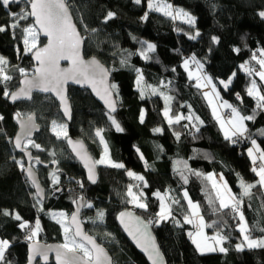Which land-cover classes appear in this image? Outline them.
<instances>
[{
    "label": "trees",
    "instance_id": "obj_1",
    "mask_svg": "<svg viewBox=\"0 0 264 264\" xmlns=\"http://www.w3.org/2000/svg\"><path fill=\"white\" fill-rule=\"evenodd\" d=\"M65 1L84 37L85 56L96 57L110 71L119 105V111L113 117L123 131H116L108 113L85 89L69 90L73 106L71 125L64 121L58 103L50 96L35 94L31 102L10 105L8 96L24 77L19 70L31 74L32 52L25 49L22 27L33 23L29 17L19 21L21 27L0 32V57L6 61L0 64L3 69L0 72V116L3 117L0 120V211L10 213L7 216L0 214V238L10 242L8 256L12 264H27L28 246L32 242L26 239L37 223L40 242L62 244L61 225L54 217L63 213L69 219L72 203L81 196H88L94 206L84 209L85 226L106 247L114 264H149L120 228L119 215L128 209L151 221L166 264H264V248L237 249L243 241L238 218L232 219L231 214L222 217L212 214L211 207L218 208L212 182L188 175V182L184 183L178 174V170L186 175L192 170L204 176L222 174L238 197L242 191L241 177L246 183H255L259 179L252 171L253 162L248 155V149L253 145L241 144L238 136L226 139L220 120L230 127L228 121L232 112L228 107L230 113L225 114V104L236 108L242 116L253 115L254 120H245L248 127L245 134L250 142L256 139L264 152V135L260 134L264 130V114H255L259 101L248 95L253 80L259 92L264 94V81L241 69L246 64L259 69L252 57L264 50V18L259 15L264 11V0H165L194 18L192 25L149 9L148 4L153 0H141L140 4L134 0ZM22 8L29 11V6L24 4H10L8 9L0 6V25L12 24L9 13L19 12ZM108 12L115 15L105 23ZM197 32L198 36L195 35ZM192 36L195 38L190 39ZM213 37L219 42L213 41ZM44 42L39 38L38 47ZM148 44L154 45V49L148 50ZM193 58L200 62L201 70L213 81L215 92L196 86L200 75L197 76L199 79L190 77L189 73L197 68ZM125 59L127 63H122ZM185 60L190 62L187 69ZM4 76L10 79L4 80ZM137 80L142 83L137 84ZM229 80L231 84L227 88L220 83ZM153 89H156L155 93ZM164 96L172 97L168 105ZM166 108L169 109L168 117L164 115ZM17 113L23 117L35 114L41 126V132L34 140L41 149L29 145L28 150L45 163H57L55 175L59 183L49 178L52 170L37 168L45 187L48 189L50 183L55 189L52 198L42 205L37 203L31 184L13 160V157L25 160L12 146L17 131ZM190 113L192 121L184 119L169 125V118L174 120L177 115ZM53 121L67 124L68 138H83L96 160L101 158V146L93 141V137L97 138L96 131L102 130L112 160L123 164L124 168L100 165L97 182L90 183L82 165L71 156L67 139L59 140L52 133ZM185 124H188L187 128ZM157 128L162 131L156 132ZM175 133H179V138ZM234 140L238 142L233 143ZM67 155L69 159H64ZM129 171L134 173L132 177L128 176ZM135 176H142L143 181L136 180ZM60 186L63 191L56 195ZM129 188L137 195L143 193L141 200L147 204L146 210L133 208L129 202ZM185 191L187 198L183 195ZM157 193L163 199H159ZM188 199L199 204L206 224L218 218L227 221L222 225V234L228 236L223 243L226 253L202 254L192 243L188 233H193L194 227L184 223V216L191 214ZM209 199L214 200L212 206ZM173 200L179 203L173 204ZM242 200L241 210L252 236L264 237V189L256 184L250 189V195L243 196ZM161 205L171 208L174 219L155 222ZM98 211L105 214L103 222L92 223ZM220 211L228 213V210ZM15 214H19L21 221L13 218ZM20 223H26L28 227L22 229L18 226ZM207 228L210 234L217 231Z\"/></svg>",
    "mask_w": 264,
    "mask_h": 264
},
{
    "label": "snow or ice",
    "instance_id": "obj_2",
    "mask_svg": "<svg viewBox=\"0 0 264 264\" xmlns=\"http://www.w3.org/2000/svg\"><path fill=\"white\" fill-rule=\"evenodd\" d=\"M136 4H140L141 0H134ZM24 4L30 6V11L25 9H21L19 12L12 13L10 12L9 15L11 16L13 23L8 26L0 25V32L6 30H12L17 27H21L19 21L27 20L29 17H34L35 23L34 25H29L22 27V33L24 34L23 44L25 45V49L27 52H32L34 59L37 62V67L34 73L29 77V74L24 69H20L19 71L24 76V80L22 81L23 87H21L16 93L11 94L10 99L15 102L18 99H31V93L35 91L43 92V93H54L64 105L65 115L70 118V110L67 105V100L64 95L65 85L72 81L77 84H89L91 85L94 90L97 84L103 85L108 77L109 70L105 67L101 66L99 62L96 60H92L90 62H84L81 59V45L83 38L81 37L80 33L77 31L76 25L72 22L71 15L69 13V8L65 3V0H0V6L5 9L9 8L10 4ZM149 9H153L156 11L163 10L165 15H171V5L167 3H157L153 5L152 3L148 4ZM179 15H183L186 18V21L189 24H194V18L188 16L187 13L180 11L178 12ZM115 13L108 12L104 22L106 23L107 20L112 19ZM259 15L264 18V11H261ZM147 19V15L144 17ZM175 18V17H173ZM94 31V30H93ZM43 35L47 38V43L43 47H38V38L40 35ZM196 36L199 35L197 32ZM195 36L190 37V39H194ZM213 41L219 42L218 38L213 37ZM148 50H153L154 45L148 44ZM35 49V51H33ZM235 51H239V49H235ZM253 60H256L259 64V69L249 68L246 65H242L241 67L245 68L248 74L251 76L256 74L259 76L261 81H264V50L261 51L260 58L258 59L255 55L252 57ZM67 60L70 62L71 66L67 68L60 67V61ZM122 63H127V60L121 61ZM192 62L196 63L197 68H201L202 65L199 61H196L193 58ZM6 63L3 57H0V64ZM189 61H184V67L187 69L189 67ZM3 69L0 68V72ZM174 71V69H173ZM191 76L192 74L189 73ZM4 80L10 79L8 76L3 77ZM196 79H199L196 77ZM140 81L137 80V84ZM207 83L210 84L211 79L207 80ZM220 83L227 88L229 84H231V80L224 82L220 81ZM198 88L201 87L199 83L196 85ZM206 86V85H205ZM109 88L115 89L116 85L112 84L109 85ZM212 90L215 92V85H212ZM153 93L156 92V89L152 90ZM106 94H108V89L105 90ZM99 95V92H97ZM8 95V93H5ZM143 95V94H142ZM207 95V94H205ZM218 95V93H217ZM248 95L254 96L259 103L257 106L259 108H264V94H261L257 89V83L255 80L251 81V87L248 88ZM101 99H105L103 96ZM166 100H172L171 96H166ZM211 103V101H209ZM105 104L107 105L109 112L108 118L111 121V125H113L118 132H122L123 129L121 128L120 124L117 120L111 115L116 111L115 102L109 99H105ZM225 107L231 108L232 115L229 118V123L235 129L231 135H229V131L225 130L224 135L225 138L228 140H232L233 136H238L241 138H246L245 133L248 129L244 126V121H252L254 120L253 115L242 116L237 111L236 108L232 107L231 105L225 104ZM213 114L215 115V109ZM165 117L169 115V109L166 108L164 112ZM23 114L17 113V118L20 122L21 127V134L15 137L14 140V147L20 150L24 155L27 157V164L23 158L13 157L14 162L19 166L22 172H25L31 181L32 186L36 189V201L38 204L43 203L41 197L44 196V190L40 187L39 183L36 180L35 169L33 167L34 164L42 163L38 157H33L31 152L28 151V145L31 147L40 150L41 145L36 143L34 140L31 139L33 130L37 129V125L34 123V117L32 115L27 116L26 119H23ZM219 119V117H217ZM3 117L0 116V120ZM141 122H143V116H141ZM188 120L192 121L193 116L192 114H188L184 116L183 114L177 115L174 120L172 118L168 119L169 125H172L173 122L179 123L181 120ZM196 120H199V117H195ZM202 124L203 121H200ZM53 131L56 133L57 138H66L67 143L72 146L73 151L76 153L78 157L85 163V167L88 168V179L95 183L93 167H90L88 161L90 157L87 155L86 150L83 148V144L79 141L73 142L70 138H68L66 125L64 124H57L53 121L52 124ZM185 128L188 127V124L184 125ZM196 128V131H199V128L193 125ZM221 127H224V124L221 123ZM156 132H161L162 129L157 128ZM261 135H264V130L261 131ZM95 135L100 138V142L105 145V156H107V144L104 141L102 130H97ZM177 138H179V133H175ZM238 140H234L233 143H237ZM251 144L256 146V141L254 139L251 140ZM79 146V150H78ZM257 151L259 148L257 146ZM139 151V150H137ZM54 155V154H53ZM248 155L253 158L252 162L253 165H256V157L253 154V149H248ZM141 158L142 155H141ZM259 159L261 163L258 166H254L252 171L259 177L258 181L255 183H246L243 178H240V187H241V195L240 197L231 194V190L228 188L226 181H223V177H220L221 184H218L217 181L214 179L215 174L204 176L200 172H196L194 170L190 171L185 174L184 171L178 170V174L183 179L184 183L188 182V175H195L197 177H202L206 181H211V187L215 190V199L219 201L218 208L211 207V211L213 215H217L218 217H222L225 214H231L232 219H239L240 223L238 225V230L243 237V241L241 244L237 245L238 250H243L246 246L248 248H264V237L254 238L252 236L251 230L248 228L247 221L245 219L244 213L241 210L243 205V196L250 195V189L255 187L256 184H259L260 187L264 188V152L260 153ZM105 164L107 163L108 166L113 168H124L123 164L115 163L110 160L106 161L105 159H101L99 161H94L93 165ZM187 165H185V169ZM128 176L132 177L134 175L133 172L129 171ZM136 180L143 181L142 176H135ZM53 182L59 183L58 177H56L55 173H53ZM81 183V187H82ZM144 187L147 185L144 184ZM137 187H141V185H137ZM223 188V191H221ZM58 190V189H57ZM184 197H188V192H184ZM226 195L228 199H226ZM128 196L131 197L130 203H133L136 207L140 209H147V204L142 202L141 197L143 193L141 192L140 195H137L132 192L131 188L128 190ZM157 197L159 199H163L157 193ZM173 204L179 203L177 200L172 201ZM209 205L212 206L214 203L213 199H209ZM78 208L79 207H87L93 208L92 204H86L82 201H77ZM188 208L191 209L192 216H196L199 220V223L195 226L197 227L198 231L196 232V237L203 236V229L205 227L216 228L217 231L211 237L212 241L216 245H221L219 247V251L222 253H226L227 249L223 247V243L227 241L228 236L222 234V225H226L227 221L223 219H217L212 221L211 223L206 224L203 216L200 215L199 212V204L194 203L191 199L187 201ZM228 210V213H222L220 210ZM0 214L5 216L9 215L10 213L6 210L0 211ZM64 214L61 213V216ZM104 212L98 211L96 213V218L93 219L91 222L96 223L97 220L103 222L104 219ZM128 218L127 220L125 218ZM13 218L16 221H21V217L19 214H15ZM165 218H172V210L169 207H165L161 205L160 212L158 213V220L155 221L159 223L160 221L164 220ZM71 222L76 224V229L73 232L72 236L68 235L69 232L72 231L70 226H66L64 228L65 232V240L66 243L60 245L57 248H49V247H36L34 246L32 249V259L34 260L35 257L40 256L43 257L45 260L48 259L49 252H55L56 254V261L57 264H110L108 261L107 253H105L104 249L99 246L96 241L90 236L85 235L80 229L79 224L77 223V215L71 216ZM179 224V221H175ZM120 223L124 225L125 230L127 231L128 235L137 243L141 249L148 254V259L151 261V264H162V258L160 255L159 250L157 249L154 239L148 233V223H144L143 221L136 218L135 220L132 219V213L130 212H121L120 213ZM151 223V221L149 222ZM184 223L192 224L193 220L190 218L189 215L184 216ZM20 228H26L28 225L26 223H20L18 225ZM39 225L37 223V229ZM264 231V229H262ZM36 235L35 231H30L28 235V239L32 240L33 237ZM189 237H192V243L196 246V248L201 252L205 251H217L216 247L209 245L207 243H202L197 238L193 237L191 232L188 233ZM79 237L80 242H77L76 238ZM90 245L91 248L87 247ZM11 247L10 242L7 239H0V264H12L11 259L8 256V249ZM83 253V255H80Z\"/></svg>",
    "mask_w": 264,
    "mask_h": 264
},
{
    "label": "water",
    "instance_id": "obj_3",
    "mask_svg": "<svg viewBox=\"0 0 264 264\" xmlns=\"http://www.w3.org/2000/svg\"><path fill=\"white\" fill-rule=\"evenodd\" d=\"M66 5L68 6L69 8V13L71 15V18H72V22L76 25V28H77V31L80 33L81 37L83 38L82 40V45H81V59L84 61V62H90L92 60H96L97 62H99L101 64V66L105 67L106 69H108L99 59H97L96 57H86L85 54H84V47H85V42H84V37L83 35L81 34L80 30H79V27L77 26L76 24V21L74 19V16L72 14V11H71V8L69 7V5L67 4V2L65 1ZM15 5H20L19 3L15 4ZM29 11H30V6H29ZM30 19L34 25L35 23V19L34 17H31L30 16ZM40 39L44 40V44L40 47H43L44 45H46L47 43V38L44 37L42 34L39 36ZM35 51V50H34ZM31 60H32V67H31V74H29V77L34 73L36 67L38 66L37 65V62L36 60L34 59L32 53H31ZM71 64L69 61L67 60H61L60 61V67L61 68H67V67H70ZM109 70V69H108ZM24 80V77H22V79L20 80V83H19V87L14 91L12 92L11 94H14L16 93L21 87H23V83L22 81ZM109 85H112V77H111V74H110V71L108 72V77H107V80L105 81V83L103 85H99L97 84L96 87H95V90L94 88L85 83V84H77V83H74L72 81H69L66 85H65V89H64V95L66 97V100H67V105H68V108L70 110V118L68 116L65 115V109H64V105L61 103L60 99L54 94V93H43V92H39V91H33L31 93V99H18L16 100L15 102H13L11 99H10V96L11 94L8 96V102L10 105L14 106L18 103H22V102H31L33 100V97L35 94H39V95H43V96H50L52 97L59 105V109H60V112L62 114V117L64 119V121L68 124V125H71L72 123V117H73V106H72V102H71V99H70V96H69V90L70 88H76V89H85L87 90L91 96L95 99V101L100 104V106L105 110L106 113L109 112V109L107 107V105L105 104V99H109L111 101H114L115 102V106H116V111L114 113H112L111 115L112 116H115L117 115L118 111H119V105H118V102H117V98H116V95H115V92L113 91V89L109 88ZM108 89V94H106L105 90ZM97 92H99V95L97 94ZM104 97L105 99H101V97ZM33 117H34V123L37 125V129L33 130L32 132V136H31V139L32 140H35L36 138V135H38L40 132H41V126L40 124L38 123V120H37V116L35 114H31ZM23 119H26L27 117H22ZM16 123H17V131L13 137V140H12V146H13V149L14 151L17 153V154H20L22 155L24 158H25V162L27 164V157L24 155V153H22L20 150L16 149L14 147V140H15V137H17L18 135L21 134V127H20V122L18 120V118L16 117ZM70 139L73 141V142H76V141H79L83 144V148L84 150H86V153L87 155L90 157V160L88 161V164L90 167H93V173H94V178H95V182H97L98 178H99V167H98V164H94L93 165V162L96 161L93 153L90 151L89 147H88V144L87 142L83 139V138H80V137H70ZM69 148H70V151L72 153V155L82 164V166L84 167L85 171H86V174H87V179H88V168L85 167V163L84 161H82L80 159V157H78L76 155V153L73 151L72 149V146L70 144H68ZM78 150H79V146H78ZM30 151V150H28ZM31 152V151H30ZM32 156H33V153L31 152ZM34 167V166H33ZM35 169V168H34ZM35 175H36V180L37 182L39 183L40 187L44 190V193H45V188L44 186L42 185L41 183V180H40V177H39V174L38 172L36 171L35 169ZM24 176L26 177V179L28 180V182L31 184V181L29 180L27 174L24 172ZM88 181L90 183H92L89 179ZM32 186V184H31ZM34 192L36 193V189L32 186ZM62 192V188H59L57 193H61ZM37 195V193H36ZM41 199L43 200V202L45 201V194L43 197H41ZM77 201H82L83 203H86L87 204V197H84V196H81L79 197L78 199H76L73 203H72V213L69 217V226L71 227L72 229V232L75 231L76 229V224H73L71 222V216L72 215H77V223L79 224L80 226V229L81 231L83 232V234L85 235H90L95 241L96 243L101 246L105 253H107V256H108V261H110V264H114V261H113V258L111 256V254L108 252V250L106 249V247L100 243L93 235H91L84 222H83V214H84V209L86 207H79L78 208V204H77ZM123 212H130L132 213V219L135 220L136 218H138L139 220L143 221L144 223H148V233L150 234V236L154 239V242H155V245L157 247V249L159 250L160 252V255H161V258H162V264H166V260H165V257L163 256L160 248H159V245H158V242L156 240V237H155V234H154V231H153V228H152V225L147 221L145 220L143 217H141L140 215H138L135 211L133 210H125ZM126 220L128 219L127 217L125 218ZM119 225H120V228L122 230V232L124 233V235L127 237V239L130 241V243L139 251V253H141L145 258L146 260L149 262V264H151V261L148 259V254L146 252H144L141 247H139L137 245V243L128 235L127 231L125 230V227L123 224L120 223V215H119ZM77 241H80L79 240V237L76 238ZM86 244V242H85ZM60 245H62L61 243L59 242H51V243H42V242H32L31 244H29L28 246V256H27V264H38V263H41V264H48L50 263L51 261H53L54 264H57V261H56V254L55 252H49V255H48V259L45 260L43 257H40V256H37L35 257V259L33 260L32 259V249L34 246L36 247H49V248H57L59 247ZM87 247L91 248L90 245H87ZM82 255V254H80Z\"/></svg>",
    "mask_w": 264,
    "mask_h": 264
},
{
    "label": "rangeland",
    "instance_id": "obj_4",
    "mask_svg": "<svg viewBox=\"0 0 264 264\" xmlns=\"http://www.w3.org/2000/svg\"><path fill=\"white\" fill-rule=\"evenodd\" d=\"M150 3H152L153 5H155V4H157V3H167V4H169V5H171V9H170V11H171V15H165L164 14V11L163 10H160V11H156V10H153V9H151V10H153V11H155V12H158V13H161V14H163V15H165V16H168V17H171V18H173V17H175V18H173L174 19V21H180V22H185V23H187V24H189L187 21H186V18L183 16V15H179L178 14V12H180L181 10H178V9H176V8H174L173 6H172V4H170V3H168L167 1H165V0H153L152 2H150ZM188 16H190V15H188ZM191 17V16H190ZM189 25H192V24H189ZM38 40H39V38H38ZM257 58L259 59L260 58V55H257ZM197 65H195V67H196ZM246 66H248L249 68H254V69H258V68H256V67H251L249 64H246ZM194 67V68H195ZM241 69L244 71V72H246V70H245V68H243V67H241ZM196 70V71H195ZM195 70H194V72L192 71V72H190L192 75L190 76V77H192V78H196L198 75H200L201 76V79H200V81H199V84L201 85V87H202V89L204 90V91H211V92H213V90H212V85L214 84L213 83V81L211 80V82L212 83H210V84H208L207 83V80L210 78L209 76H206V74L201 70V68H195ZM200 73V74H199ZM252 76V75H251ZM253 76H258V75H256V74H253ZM141 77V76H140ZM211 79V78H210ZM140 83H142V80H140ZM139 83V84H140ZM206 85V86H205ZM258 91H259V88H258ZM213 95V94H212ZM164 97H166V96H164ZM165 102L167 103V105L169 104V100H166L165 99ZM259 103H261L260 101L258 102V104ZM257 104V105H258ZM256 105V107H255V114L257 115V116H259V115H261V114H264V108H259L258 106ZM230 113V109L228 108V107H226V114H229ZM241 115V114H240ZM57 124H64V125H66V130H67V133H68V127H67V124L66 123H58V122H56ZM221 123H223L224 124V127L222 128V131H223V133H224V131L225 130H228L229 131V135H231V133L235 130L233 127H232V125L230 124V125H228V126H230V127H227L226 126V124L222 121V120H220V125H221ZM53 124V123H52ZM244 126L248 129V127H247V123H246V121H244ZM51 130H52V133L57 137V135H56V133L53 131V127H52V125H51ZM247 133V132H246ZM225 136V135H224ZM93 137V136H92ZM234 137V136H233ZM57 139H59V140H64V139H66V138H57ZM255 141H256V146H253V154H254V156L256 157V154H255V152H254V148L256 149L257 148V146H258V148H259V153H261L262 152V149H261V147H260V145H259V143H258V141L256 140V139H254ZM93 141L94 142H96L99 146H101V158L99 159V160H101V159H105L106 161H108V160H110V161H112V162H114L113 160H112V155H111V153H110V148H109V146H108V143L106 142V144H107V156H105V145L103 144V143H101L100 142V139H99V137H97V138H95V137H93ZM68 144V143H67ZM29 146V145H28ZM27 146V147H28ZM70 149V148H69ZM71 152V151H70ZM72 154V153H71ZM72 157H74L73 155H71ZM75 158V157H74ZM257 158V157H256ZM64 159H69V157H68V155H67V157L66 156H64ZM76 159V158H75ZM251 159L253 160V158L251 157ZM99 160H97V161H99ZM76 161L77 162H79L77 159H76ZM98 165H101V166H107V167H110V166H108L107 165V163H105V164H99L98 163ZM83 169H84V167H83ZM84 171H85V169H84ZM85 174H86V171H85ZM48 176H49V178L50 179H52L53 180V174L50 172L49 174H48ZM223 177V181H226V179H225V177L222 175V174H218V175H215L214 176V179L217 181V183L218 184H221L222 182L220 181V177ZM86 177H87V174H86ZM226 183H227V186H228V188L231 190V194H233V195H235L234 193H233V191H232V189H231V187L229 186V184H228V182L226 181ZM221 191H223V188H221ZM226 199H228V196L226 195V197H225ZM90 201V200H89ZM90 203H92L91 201L89 202V204ZM195 203V202H194ZM217 203H218V205H219V201H217ZM132 204V206H133V208H135L136 206L133 204V203H131ZM199 212H200V215H201V210H200V206H199ZM190 213H191V209H190ZM190 218L193 220V223L191 224L193 227H194V231H193V237L194 238H197L198 240H200L202 243H207V244H209V245H212L213 247H216L217 248V251H205V252H203L202 254H204V253H215V252H220L218 249H219V247L221 246V245H216V244H214L213 243V241H212V239H211V237L214 235V234H210L209 232H208V228L207 227H205L204 229H203V236H200V237H196V232L198 231V229H197V227L195 226L196 224H198L199 223V220H198V218L196 217V216H192V215H190ZM204 219V218H203ZM54 220L55 221H57L60 225H61V230H62V234H63V239H64V242L62 243V244H64V243H66L67 241L65 240V232H64V228L66 227V226H69V224H68V220L69 219H67V216L64 214L63 216H61V214L60 215H56L55 217H54ZM205 221V220H204ZM205 223H206V221H205ZM35 228H37L36 226H35ZM35 228H33L32 229V231H35L36 232V235L33 237V239L32 240H29L28 238L26 239L27 241H30V243L31 242H40L39 240H38V236H37V231H38V229H35ZM73 234V233H72ZM72 234H71V232H69L68 233V235L71 237L72 236ZM1 239V238H0ZM191 240H192V237H191ZM77 242H80V241H77ZM223 246V245H222ZM246 247V246H245ZM244 247V248H245ZM246 248H248V247H246ZM199 251V250H198ZM200 252V251H199ZM201 253V252H200ZM80 254H82L83 255V253H80Z\"/></svg>",
    "mask_w": 264,
    "mask_h": 264
},
{
    "label": "flooded vegetation",
    "instance_id": "obj_5",
    "mask_svg": "<svg viewBox=\"0 0 264 264\" xmlns=\"http://www.w3.org/2000/svg\"><path fill=\"white\" fill-rule=\"evenodd\" d=\"M34 157V156H33ZM39 160L42 162V163H39V164H34L33 166H34V168L36 169V171H37V168H39L40 167V169H49V170H52V171H54V172H52L51 171V173L53 174V173H57V163L56 162H49V163H45V162H43L40 158H39ZM80 163V162H79ZM81 164V163H80ZM82 165V164H81ZM83 167V166H82ZM86 175V174H85ZM40 177V176H39ZM40 180H41V178H40ZM68 181V180H67ZM77 183H79L78 181H76ZM41 183H42V185L44 186V188H45V201L43 202V203H46L50 198H52V196L54 195V190L55 189H52V186H51V184L49 183V187H48V189L45 187V185L43 184V182L41 181ZM54 188V187H53ZM59 188H62V191H63V187L62 186H60ZM53 190V191H52ZM58 191V190H57ZM57 191H56V195H58V194H60V193H57ZM34 194L36 195V193L34 192ZM89 198H88V196H87V204H89ZM90 204H92V203H90Z\"/></svg>",
    "mask_w": 264,
    "mask_h": 264
},
{
    "label": "clouds",
    "instance_id": "obj_6",
    "mask_svg": "<svg viewBox=\"0 0 264 264\" xmlns=\"http://www.w3.org/2000/svg\"><path fill=\"white\" fill-rule=\"evenodd\" d=\"M224 112H226V108L224 109ZM246 136H247V138H248V144H251V142H250V140H249V136H248V134H245ZM239 139H240V137H239ZM241 143V142H240ZM244 144H247V143H244ZM252 148H253V146H252ZM257 159H256V164L258 163V165L261 163V161L259 160V155L257 154ZM253 167H254V165H253ZM134 211V210H133ZM139 215V214H138ZM152 220H155L154 218L152 219Z\"/></svg>",
    "mask_w": 264,
    "mask_h": 264
},
{
    "label": "built area",
    "instance_id": "obj_7",
    "mask_svg": "<svg viewBox=\"0 0 264 264\" xmlns=\"http://www.w3.org/2000/svg\"><path fill=\"white\" fill-rule=\"evenodd\" d=\"M192 67H194V66H192ZM225 114H226V112H225ZM245 137H246V138H241V137H240V142H241V144L248 143V138H247L246 135H245ZM254 166H258V163H257L256 165H254Z\"/></svg>",
    "mask_w": 264,
    "mask_h": 264
},
{
    "label": "crops",
    "instance_id": "obj_8",
    "mask_svg": "<svg viewBox=\"0 0 264 264\" xmlns=\"http://www.w3.org/2000/svg\"><path fill=\"white\" fill-rule=\"evenodd\" d=\"M219 118H221V117H219ZM254 152H255V154H256V156H257V154L260 156V153H259V151H257L255 148H254ZM257 159V158H256ZM252 160V159H251ZM260 160V159H259ZM264 189V188H263Z\"/></svg>",
    "mask_w": 264,
    "mask_h": 264
}]
</instances>
